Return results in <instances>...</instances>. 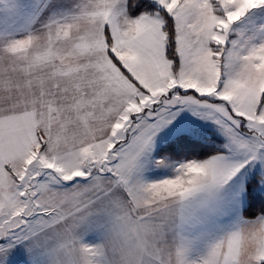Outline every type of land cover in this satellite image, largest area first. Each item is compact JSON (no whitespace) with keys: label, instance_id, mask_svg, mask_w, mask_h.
<instances>
[{"label":"snow or ice","instance_id":"obj_1","mask_svg":"<svg viewBox=\"0 0 264 264\" xmlns=\"http://www.w3.org/2000/svg\"><path fill=\"white\" fill-rule=\"evenodd\" d=\"M30 11L31 28L0 35V47L26 52L38 29L50 39L74 38L79 54L96 59L72 69H92L73 84L72 107L85 125L110 122L103 137L62 149L66 137L54 146L38 131L45 123L51 132V116L38 119L27 101L0 105V264H39L41 252L49 259L57 230L66 236L56 250L65 264H78L77 245L86 264H105L103 244L85 236L101 238L109 224L147 250L142 233L159 230L151 219L136 221L129 205L162 219L170 201L191 264H219L221 245L211 241L224 230L215 225L228 211L224 185L249 161L234 164L226 152L198 158L195 129L155 155L154 142L192 112L233 148L254 147L250 159L264 153V0H35ZM149 166L161 169L160 178L144 175ZM237 237L224 264H234ZM138 264L160 259L146 251Z\"/></svg>","mask_w":264,"mask_h":264},{"label":"clouds","instance_id":"obj_2","mask_svg":"<svg viewBox=\"0 0 264 264\" xmlns=\"http://www.w3.org/2000/svg\"><path fill=\"white\" fill-rule=\"evenodd\" d=\"M104 38L107 39L106 35ZM74 43V38L50 39L47 32L38 29L32 33V43L26 52L13 54L0 47V105L16 102L23 107L27 101L29 108L36 111L38 119L47 122L51 116V132L45 123L40 125L38 131L45 136L51 135L54 146L57 136L66 137L67 142L61 140L59 144L62 149L71 147L73 140L103 137L108 132L110 122L107 119H90L85 125L72 107V97L75 95L72 92L73 84L81 78H90L92 74L91 68L87 72L83 67L78 72L72 69L96 59L95 56L79 54ZM49 106L53 111H49ZM169 204L171 207L162 219L159 216L149 217V209L129 205V212L136 221H155L160 234L152 231L142 233L148 244L146 250L132 240L122 239L119 226L109 224L98 240L104 247L105 264H138L139 257L145 255L146 251L155 254L160 264H191L179 239L177 207L174 201ZM260 216H264V212H258L256 217H243L242 222L224 228L219 237L211 241L213 245H221L219 264H224V258L229 253L233 233L238 234L237 245L232 249L234 264H260L264 258V224L254 223ZM65 239L62 230H57L53 235L49 241L53 254L48 264H65L63 256L56 254ZM72 255L77 258L78 264H86L80 259L82 253L79 245L72 250Z\"/></svg>","mask_w":264,"mask_h":264},{"label":"crops","instance_id":"obj_3","mask_svg":"<svg viewBox=\"0 0 264 264\" xmlns=\"http://www.w3.org/2000/svg\"><path fill=\"white\" fill-rule=\"evenodd\" d=\"M35 0H0V35L5 34H23L27 32L32 26V15H31V5ZM238 23V22H237ZM242 26L246 24L245 21H241ZM179 122V123H178ZM213 122L210 120L200 119L198 116L193 115L192 112L181 113L180 116L176 117L175 120L172 121L170 125L162 128L155 138V147H154V155L159 147L166 144L168 141L174 139L175 137L181 135L182 133H188L190 129H195L194 134H190V136L204 139L203 131L204 129H209V126H213ZM204 137V138H201ZM208 138V137H206ZM158 173H154L152 175L153 178H160ZM151 172H149V176H151ZM247 183V182H246ZM227 190V205L229 210L230 198L234 201L232 193ZM246 198L243 204L239 208V213L230 215L229 212H225L220 215L215 225L217 228H226L232 226L236 223L242 222L243 215L242 209L245 205ZM236 207V205H235ZM86 240L89 241H97L100 237L95 233H89L85 236Z\"/></svg>","mask_w":264,"mask_h":264},{"label":"rangeland","instance_id":"obj_4","mask_svg":"<svg viewBox=\"0 0 264 264\" xmlns=\"http://www.w3.org/2000/svg\"><path fill=\"white\" fill-rule=\"evenodd\" d=\"M238 26H242L241 22L237 23ZM244 26V25H243ZM246 26V24H245ZM209 129H204L203 136L208 137L204 138L212 142L213 144L219 146L224 151L229 154L231 161L234 164H239L245 160L249 162L244 164V167L240 168L239 172H237L225 185L224 188H228L229 191L232 193L234 201L230 198V205H229V214H238L239 208L243 204L246 198V182L253 178H257V187L256 191L264 192V153H260L257 155L256 159H250V155L255 154L256 150L254 147L249 146L247 149L241 150L237 148H233L228 139L221 134L215 125L209 126ZM231 149V151H230ZM161 172L160 168L157 167H147L144 172V175L148 179H155L152 177L154 173ZM149 172L153 173L149 176ZM236 205V207H235ZM89 234V233H88ZM86 234V236L88 235ZM86 238V237H85ZM38 261L39 264H48V256L46 253H39L38 254Z\"/></svg>","mask_w":264,"mask_h":264},{"label":"trees","instance_id":"obj_5","mask_svg":"<svg viewBox=\"0 0 264 264\" xmlns=\"http://www.w3.org/2000/svg\"><path fill=\"white\" fill-rule=\"evenodd\" d=\"M178 137V136H177ZM177 137L174 139L168 141L163 146L159 147L157 151H160L161 149L165 148L167 145L175 142L177 140ZM190 139L195 141V147L198 148V150L202 153L198 158L203 159L205 156H212L216 152H223L224 150L220 148L219 146L213 144L212 142L205 140V139H199L190 136ZM193 145H186V147H192ZM156 151V152H157ZM192 158V157H189ZM257 178L253 177L249 179L246 183V201L245 205L242 209V215L252 217L256 215L255 212L256 209H260L261 207H264V192H258L256 191L257 187Z\"/></svg>","mask_w":264,"mask_h":264}]
</instances>
